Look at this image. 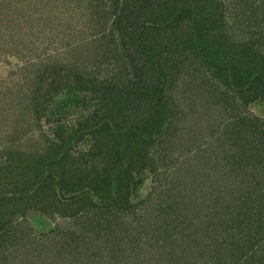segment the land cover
I'll return each instance as SVG.
<instances>
[{"label": "trees", "instance_id": "trees-1", "mask_svg": "<svg viewBox=\"0 0 264 264\" xmlns=\"http://www.w3.org/2000/svg\"><path fill=\"white\" fill-rule=\"evenodd\" d=\"M14 58L24 67L0 81V264H143L151 241L173 242L163 264H188L202 196L182 212L174 201L196 179L152 197L185 138L184 171L224 164L238 175L224 187L243 177L258 199L256 226L224 218L214 255L190 262L264 264V0H0V64ZM193 84L189 116L178 101Z\"/></svg>", "mask_w": 264, "mask_h": 264}, {"label": "rangeland", "instance_id": "rangeland-1", "mask_svg": "<svg viewBox=\"0 0 264 264\" xmlns=\"http://www.w3.org/2000/svg\"><path fill=\"white\" fill-rule=\"evenodd\" d=\"M19 31L20 30L18 29V32ZM8 34H9V32H8ZM8 34H7V36H8ZM39 44H40L39 41H37L35 44L32 43L31 48L33 49V51L31 52V55L34 57L35 54H36V56L43 54L42 57L45 58L46 57L45 51L46 50L47 51L52 50L51 49L52 47L49 45L46 48V46H42L43 43L40 46H38ZM41 46L44 47L45 51L43 49L41 51H37V47H41ZM23 65H24L23 59H21L19 61L18 58L11 59L10 63L7 62V63L0 64V81H1V79H4L3 81L9 82L13 78L12 77L13 73H14V76H17L20 72V68L22 69L24 67ZM41 65H43V67H44L45 64H41ZM196 78H197V76H195V79ZM15 80H17V77H14L13 81H15ZM4 85H6V83H4L3 86ZM182 87H183L182 89L185 90L186 87L184 85ZM186 90H187V92L182 91L184 93V95L181 96L180 100L178 101V107H180L186 111H190L191 109H194V111H195L198 108H200V106L198 105L199 101L194 100V99L193 100L190 99L193 94H199V93H197L198 91L197 92L195 91V84H193L192 88H186ZM184 97H187V98H184ZM257 109H258V105L253 106V104H252L246 108V112L249 114L251 111H255L256 113H258V115L262 114V113H259V111H257ZM191 113H192V111H190L189 116H191ZM3 116H5V115H3ZM15 117H17V116H15ZM69 117H70V120H72V117L71 116H69ZM69 122H71V121H69ZM48 124L49 123H46V121H43L44 128L46 129V131L48 133H50L52 135L53 132L48 128L49 127ZM176 129H179V128H176ZM12 130L13 129H11V131ZM190 132H188V133H190ZM39 135H40V133L36 131L35 134L33 135V137L35 139H40ZM180 137H181V132L176 131V134H174L172 140L175 142V140H179ZM185 139H184V143L181 142L185 146H183L182 148L178 146V149L175 151L170 150V153L175 154V155H179L182 153V151H184V153H183L184 156L177 159L178 161H176V163L174 165H172V164H171V166L161 165L160 174H159L160 180L157 179L156 176H154L155 177L154 178V186H155V189L157 190V192L155 193V191H154L152 194V197L154 198L155 202H160V204L162 202H164L166 200V198H168V197H167V195H165L166 197L164 195H161V191H163V194L164 193L167 194L166 190H168V188H170V187H172V185H174L173 182H175L174 180H175L176 176H178L179 173H182V175H181L182 178L184 176V173H189V176H191L192 179H196L194 188L193 189L192 188L184 189L183 187H181V189L183 190L182 194L180 196L177 195V199H175V201H174L175 202L174 209L179 211V212H182L183 209L185 208V206H189V207L191 206L192 207L196 196L197 197H200V195L202 196L199 198L200 200H198L196 202V203H198V206H197L198 209H195V210L193 209V213L189 214V218H188L189 226H188V228H186L184 230V232L186 234H189L190 236H192V238L194 240L191 242V244L189 243L188 246H185V249L183 247H179L177 244H175V247H178L177 250L182 251L184 249V251H182V252L186 254V258L189 259V263H191L195 259L202 261V260H204L205 257L210 258L214 255V251H215L214 250L215 248L213 247L214 244L211 245L208 242L207 238L209 235L212 237L216 236L214 234L216 231V227L220 226V227L229 228L227 225V222L224 220V218L225 219L228 218V220L231 221L232 228L234 227V225L240 226V223H242L243 221H245L244 223H247V222L249 223V219L251 217H252V219L250 221L252 223H254L255 217H257V216L252 215V213L253 214L258 213L255 211L257 203H258V199H257V194H256L257 191L255 188H253L252 185L248 186V191L245 192V188H246L244 186L245 183L246 184H251V183H249L243 177L239 180V182H240L239 186H234V184H232L231 187H224L228 183V181H231L232 178H234V180H237L235 177L238 176V175H235V176L229 177L228 174H225L224 172L222 175V171L225 169L224 164H218L217 169H215L214 171L210 170L209 171L210 172L209 177L207 174H205V171H206L205 169H202L197 174H193V175H192L193 172L190 171V169L187 171L186 170L184 171L183 169L186 165L183 163V161H184L186 155L193 154L195 152V151H193V149H191V151H190L189 147L186 150L187 140H185ZM36 142H38V141H36ZM25 143H28V142H25ZM177 143H179V142H177ZM33 144H35V143H33ZM30 145H32V143ZM160 149L161 148L159 146V150ZM1 161H2V158H0V162ZM181 166H182V169L179 170V168ZM243 176L245 177L244 174H243ZM199 179H203V182L200 180L201 183L197 184V182L199 183V181H198ZM213 183H214V186H213ZM235 183H236V181H235ZM254 189H255V191H254ZM213 194H215L218 198L213 197ZM211 196L213 197V199L212 198L210 199ZM168 199H173V198H168ZM178 200H179V202H178ZM154 201H152L151 204L155 205ZM223 206L225 208L220 209V207H223ZM215 210L217 211V214H221L220 217H216L217 214L214 212ZM127 212L132 213L133 216H131V219L136 214V213L132 212V209L128 210ZM43 218H46L45 222H46V220H49V221L52 220L51 218L49 219L48 217H43ZM37 220L38 219H33V222H36ZM45 222L40 221V220H38L36 222L35 229L37 228L36 229L37 233L42 232L43 230L49 229L48 225ZM204 222H209V224H207V226H208L207 228H209V225H211V228L209 229L210 230L209 234L206 231V226H203V224H202ZM53 225H54V222H53ZM253 225L256 226L255 223ZM199 226H201V230H200ZM243 227H246V226H243ZM243 227H240V228H243ZM237 228H238V226H237ZM237 228L235 227V229H237ZM162 232L167 234V237H168L169 233L167 232L166 227L163 228ZM239 234H240V232H239ZM215 240L216 239H210L211 242H214ZM161 243H158V242L156 243V242L151 241V244L149 245V249L148 250L143 249L146 253V258H147V261L143 264H158L159 260H161L159 258L160 257L163 258L164 257L163 254L166 253L168 250H170V248L172 247L171 245L173 244L172 241H171V243H167L168 246L166 249H164L160 245ZM103 251H104V249H103ZM131 257H132V255H131ZM131 257H129V258H131ZM213 259H215V258L213 257ZM95 261L96 260H90L89 258H87L86 264H93V263L98 264ZM186 261L187 260H185V262ZM128 262H133V261H128ZM163 263H164V260H161V264H163ZM44 264H53V263H51L48 260H45ZM99 264H104V263L100 262Z\"/></svg>", "mask_w": 264, "mask_h": 264}]
</instances>
